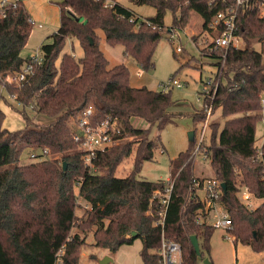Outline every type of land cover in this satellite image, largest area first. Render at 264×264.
Returning a JSON list of instances; mask_svg holds the SVG:
<instances>
[{
    "label": "trees",
    "instance_id": "16d2710c",
    "mask_svg": "<svg viewBox=\"0 0 264 264\" xmlns=\"http://www.w3.org/2000/svg\"><path fill=\"white\" fill-rule=\"evenodd\" d=\"M131 1L152 6L156 13L141 17L115 1L63 0L59 3L60 26L51 35L52 41L41 45L42 64L22 84H4L7 96L0 93V264H80L88 246L81 232L89 230L94 232V247L113 253L141 238L143 264H161L162 227L154 221L159 219L165 181L142 179L139 173L160 143L159 136L150 138L149 132L154 126L165 128L174 100L170 89L132 85L125 63L109 67L99 30L108 43L122 45L126 55L149 69L154 66L163 31L183 29L190 10L197 11L204 20L203 29L211 31L210 21L219 11L236 7V33L245 46L210 50L211 42H206L203 48L216 58L213 64L218 67L215 78L219 85L213 113L220 109L223 123H210L209 141L201 149L211 160L214 176L226 183L220 203L232 219L229 230L234 240L257 251L264 249V201L250 209L238 196L240 185L248 186L256 197L264 196L263 167L255 146L256 124L264 120L263 0H253L249 6H237L236 0ZM15 5L6 16L0 15V72L4 75L20 70L28 59L22 50L33 23L25 3L19 0ZM168 11L173 13V25L166 29ZM68 38L79 42L82 55L63 52ZM255 41L260 43L259 49ZM2 103H10L22 114L23 128L4 127ZM89 104L95 108V122L110 116L120 128L118 142L93 158L95 171L85 164L82 141L74 138L76 120ZM36 115L44 117L42 123L36 121ZM194 116L198 121L207 117L203 109ZM135 118L149 126H134ZM191 144L195 145V139ZM45 148L50 155L42 153ZM32 150L37 152L34 159L28 158ZM193 151H182L172 161L174 184L164 224L166 237L182 244L180 264H198L205 256L203 249L210 250L215 229L197 219L204 202L192 183L196 176ZM132 155V169L117 175L120 165ZM80 200L87 207L81 216L76 211ZM133 231L137 233L133 235ZM192 235L198 237L201 255L192 244Z\"/></svg>",
    "mask_w": 264,
    "mask_h": 264
},
{
    "label": "rangeland",
    "instance_id": "374dc122",
    "mask_svg": "<svg viewBox=\"0 0 264 264\" xmlns=\"http://www.w3.org/2000/svg\"><path fill=\"white\" fill-rule=\"evenodd\" d=\"M63 0H26V6L30 10L33 17V24L27 45L22 50L23 56H29L40 50L43 43L52 41L51 35L56 32L60 26V2ZM124 2L130 0H122ZM141 6L135 4V6ZM136 6V7H137ZM144 11L150 8L144 5ZM140 16V15H139ZM166 29L173 25V13L168 11L165 16ZM204 20L202 16L195 10L189 11L187 24L183 29L171 32L165 30L154 52V66L149 69L143 68L136 59L131 55L124 53L122 45H111L105 39V34L99 30L101 35L100 47L105 56L109 60V67L125 63L131 72L130 81L134 86H147L152 90H161L162 84L171 78L178 79L182 83V87H172L170 89L171 97L174 104L170 107L171 118L164 129L159 130L152 127L149 132L150 138L159 136L160 143L154 150L152 160L143 163L139 178L148 180H164L171 177L172 161L178 157L180 152L192 148L189 139V131L195 130L198 137L201 120L195 119V114L199 112L202 106V98L204 89L208 86L207 80L213 76L216 70L213 64L216 58L208 55L203 51L206 45L205 39H211L215 31H205L203 29ZM39 24H42L39 27ZM204 35L205 38H204ZM197 38V39H196ZM177 46H181L182 50L177 51ZM241 47L245 46L242 41ZM254 46L259 49L260 43L255 41ZM63 52H70L76 56L83 54V49L79 42L73 38L66 40ZM139 72L141 74H139ZM0 93L7 96L4 83L0 79ZM9 101L18 106V103L12 98ZM21 106V105H19ZM2 108L6 113L4 119V127L8 129H20L25 126L23 116L20 112L9 103H2ZM28 112L32 113L30 108ZM36 121L42 123L44 117L36 115ZM211 122H221L223 120L220 115V109H217L208 119ZM134 126L138 128H147L149 124L142 118L134 120ZM264 130V120H259L256 124V140L260 137ZM211 128L208 130L207 142L209 141ZM23 161H27L25 157ZM193 171L199 177H213L215 175L210 158L201 149L193 154ZM133 166V155L126 159L117 170V175L124 176ZM172 179V178H171ZM76 191L78 189L76 188ZM199 194L204 196L202 190H198ZM80 206L77 208L78 215L85 212L86 203L79 201ZM261 200L256 199L255 204H260ZM226 214L223 207L217 206L212 209L207 217L209 223H213L215 219L222 218ZM157 221V220H156ZM76 231V228L73 229ZM85 236L88 246L82 252L80 264H99V260L106 255L112 257V261L108 264H143L141 250L143 242L141 238H136L132 244H123L117 251L110 252L107 249L94 247V232L89 230L81 232ZM205 256L199 259L198 264H205L204 259L209 258L213 264H264V249L257 251L252 246L235 241L231 231L226 227H215L210 239V250H204ZM91 254L95 258H91Z\"/></svg>",
    "mask_w": 264,
    "mask_h": 264
},
{
    "label": "built area",
    "instance_id": "2783aa9c",
    "mask_svg": "<svg viewBox=\"0 0 264 264\" xmlns=\"http://www.w3.org/2000/svg\"><path fill=\"white\" fill-rule=\"evenodd\" d=\"M19 0H0V15L6 16L8 13L9 7L16 6V2ZM237 6H249L253 0H236ZM261 15L264 16V0L261 2ZM236 19H237V7L229 8L227 10L219 11L210 21V27L215 33L212 35L210 41L205 39L208 44L210 43V50L215 48H224L228 49L229 47L241 48L240 44L243 41L240 36L236 33ZM33 23V19H31ZM42 24H39L41 27ZM182 50L181 46H177V51ZM44 61V54L40 50L28 56V59L25 61L22 68L15 72H9L3 74L0 72V79L5 84L7 82L14 83L16 85L22 84L26 81L31 75L34 74L35 69L42 64ZM218 72V67L214 71L213 76L208 78L207 87L204 89L202 106L201 109L206 113V119L201 121V127L198 137L195 134V143L196 147L193 151V154L199 152L201 147L207 140L208 130L210 129V123L208 119L213 115V105L215 92L219 85V80H216L215 73ZM139 74H141L139 72ZM182 87V83L175 78H171L166 83L162 84V90L166 91L172 87ZM14 98V97H13ZM264 102V97L262 98ZM18 105H21L20 102H17ZM95 108L92 104L87 105L84 110L79 114L76 124L78 127V132L75 134L74 138L76 140L82 141L80 146L84 151V161L86 166L90 171H95L96 167L93 164V158L96 156L97 152L100 150L107 149L113 144L117 143L116 138L117 133L120 131L118 122L116 118L105 117L98 122H95ZM256 158L263 167V172L261 175V181L264 185V130L261 133L258 141L256 140ZM36 151H31L28 158L34 159L36 157ZM42 153L45 155H50L48 149H43ZM193 187L196 189V193L200 196L204 202V208L200 209L197 213V219L200 222L206 221L207 217L210 215L212 209H215L217 206H222L220 203V197L224 191L222 187V182L218 180L215 176L213 177H198L195 176L192 180ZM174 180L173 178L165 181L164 193L159 197L161 208L158 209L159 219L154 221V225H161L162 235H161V244L158 249L160 255L161 264H180L182 258V244L179 241L168 239L164 232L165 216L166 209L168 207L171 193L173 190ZM204 192V196L200 195L198 190ZM158 196V191L154 192V197ZM238 196L240 200L250 209L257 208L260 204H255L256 199H260L261 202L264 201L263 197H256L254 193L246 185H240ZM226 211V214L222 218H217L213 223H210L214 227H226L227 229L232 228V219L229 213ZM209 223V222H208Z\"/></svg>",
    "mask_w": 264,
    "mask_h": 264
},
{
    "label": "water",
    "instance_id": "95a60500",
    "mask_svg": "<svg viewBox=\"0 0 264 264\" xmlns=\"http://www.w3.org/2000/svg\"><path fill=\"white\" fill-rule=\"evenodd\" d=\"M189 139H190V141H194L195 130L189 131ZM64 165L66 166V163H64ZM222 187L224 190H226V183L225 182H222ZM136 233H137L136 231L132 232L133 235H135ZM191 241H192V244H193L195 250L197 251V253L199 255H201L200 243H199L197 235H192ZM110 261H112V257L110 255H106L99 260V264H108ZM204 263L205 264H213L212 261L209 260V258L204 259Z\"/></svg>",
    "mask_w": 264,
    "mask_h": 264
},
{
    "label": "crops",
    "instance_id": "0c3cea01",
    "mask_svg": "<svg viewBox=\"0 0 264 264\" xmlns=\"http://www.w3.org/2000/svg\"><path fill=\"white\" fill-rule=\"evenodd\" d=\"M24 3H25V5H26V0H22ZM119 2L120 4H122V5H124V6H126V7H128V8H130V9H132L137 15H140L141 17H147V16H152V15H154L155 13H156V10H155V8L154 7H152V6H150V8L149 9H147L146 11H144L143 9L145 8L144 7V5H141V6H135V4L130 0L129 2L128 1H126V2H124V1H122V0H107V2ZM27 7V6H26ZM28 9V8H27ZM28 11H29V13H30V10L28 9ZM30 16H31V19H33V17H32V15H31V13H30ZM166 16V15H165ZM34 21V20H33ZM134 120H137V118H135ZM199 177V176H198ZM170 178H172V174H171V177H168L167 178V180L168 179H170Z\"/></svg>",
    "mask_w": 264,
    "mask_h": 264
}]
</instances>
